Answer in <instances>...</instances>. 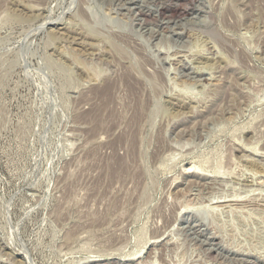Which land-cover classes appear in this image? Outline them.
Listing matches in <instances>:
<instances>
[{
    "label": "rangeland",
    "instance_id": "rangeland-1",
    "mask_svg": "<svg viewBox=\"0 0 264 264\" xmlns=\"http://www.w3.org/2000/svg\"><path fill=\"white\" fill-rule=\"evenodd\" d=\"M0 264H264V0H0Z\"/></svg>",
    "mask_w": 264,
    "mask_h": 264
},
{
    "label": "bare ground",
    "instance_id": "bare-ground-1",
    "mask_svg": "<svg viewBox=\"0 0 264 264\" xmlns=\"http://www.w3.org/2000/svg\"><path fill=\"white\" fill-rule=\"evenodd\" d=\"M127 74H128V73H126V75H127ZM109 86H110V85H109ZM112 86H114V85H111L110 87H112ZM106 88H107V87H106ZM112 88H113V87H112ZM104 89H105V88H104ZM110 89H111V88L108 87V88L105 90V93H106V92H107L106 94L111 93L110 91H111L112 89H111V90H110ZM113 89H114V88H113ZM102 90H103V89H102ZM99 91H101V90H99ZM103 93H104V91H103ZM105 93H104V94H105ZM98 94H99V93H98ZM111 94H112V93H111ZM99 95H101V94H99ZM102 95H103V94H102ZM103 97H105V96H103ZM103 97H102V98H103ZM113 97H114V96H113ZM107 98H108V97H107ZM107 98H105L106 101H107ZM103 99H104V98H103ZM103 99H102V100H103ZM108 99H109V98H108ZM110 99H111V97H110ZM102 100H101V101H102ZM111 100H113V99H111ZM108 101H110V100H108ZM102 103H103V102H102ZM107 103H109V102H107ZM107 103H106V104H107ZM131 104H132V103H131ZM99 105H103V104H99ZM134 105H135V104H134ZM134 105L132 104L133 107H134ZM137 105H138V104H137ZM110 106L112 107L111 103H110ZM132 106H130V107H132ZM138 106H139V105H138ZM105 108H106V106L104 107V110H106ZM112 108H113V107H112ZM112 108H111V110H108V112L112 111V110H113ZM136 108H138V107L136 106ZM108 109H109V108H108ZM134 109H135V108H134ZM96 110H97V109H96ZM99 110H100V109H99ZM102 110H103V109H102ZM141 110H142V109H141ZM113 111H114V110H113ZM130 111H131V110H130ZM134 111H136V109H135ZM94 112L97 113L98 111H97V112L94 111ZM94 112H93V114H94ZM99 112L102 113V111H99ZM103 112H104V111H103ZM114 112H115V111H114ZM114 112H111V113H114ZM140 112H141V111H140ZM101 113H100V114H101ZM135 113L137 114L138 111L135 112ZM105 114H106V113H105ZM105 114L103 113L102 115H99L100 117H98L97 115L94 114L93 116H90V117H91L92 119H94V121H96L95 119H97V120L99 119V120H100V123H101L102 126H103V125H105V124L107 123V121H105V118H104V117H105ZM136 114H135V115H136ZM113 115H114V114H113ZM135 115H134V117H135ZM139 115H140V114H139ZM110 116H111V115H110ZM136 116H137V115H136ZM117 117H119V116H117ZM132 117H133V116H132ZM138 117H139V116H138ZM115 118H116V117H114V120H115ZM120 118H121V117H120ZM112 119H113V118H112ZM116 119H117V118H116ZM99 120H98V121H99ZM109 120H110V119H109ZM118 120H120V119H118ZM121 120H122V119H121ZM132 120H133V119H132ZM133 121H134V120H133ZM133 121L131 122L132 124H133ZM136 121H137V120H135L134 123H135ZM91 122H92V121H91ZM100 123H99V124H100ZM110 123H111V122H110ZM122 123H123V122H122ZM101 124H100V126H101ZM134 125H135V124H134ZM132 130H133V129H132ZM135 130H136V129H135ZM132 133H133V132H132ZM129 142H130V141H129ZM132 148H133V147H132ZM128 154H129V153H128ZM133 154H134V153H133ZM108 168H109V167H108Z\"/></svg>",
    "mask_w": 264,
    "mask_h": 264
}]
</instances>
